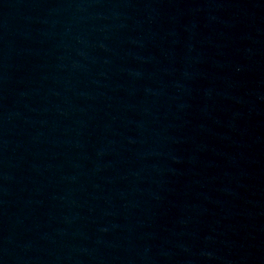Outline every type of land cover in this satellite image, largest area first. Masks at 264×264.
Wrapping results in <instances>:
<instances>
[{"label":"water","instance_id":"obj_1","mask_svg":"<svg viewBox=\"0 0 264 264\" xmlns=\"http://www.w3.org/2000/svg\"><path fill=\"white\" fill-rule=\"evenodd\" d=\"M0 264H264V0H0Z\"/></svg>","mask_w":264,"mask_h":264}]
</instances>
